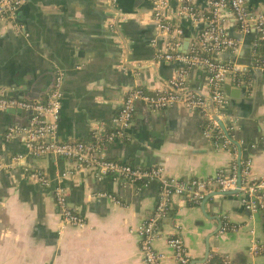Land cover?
Masks as SVG:
<instances>
[{"label":"crops","instance_id":"0c3cea01","mask_svg":"<svg viewBox=\"0 0 264 264\" xmlns=\"http://www.w3.org/2000/svg\"><path fill=\"white\" fill-rule=\"evenodd\" d=\"M15 1L19 30L0 25V96L46 104L56 76H61L57 141L90 143L98 131H120L116 118L131 90L171 91L169 81L179 66L155 56L167 38L155 30L152 0ZM245 1L249 12H264V0ZM167 2L165 16L181 32L182 52H188L206 24L180 17L178 0ZM195 9L205 14L208 0H195ZM222 16L236 46L215 56L241 77L236 80L230 74L224 81L227 104L219 122L230 130L227 136L241 157L250 161L251 176L262 178L264 75L250 69L261 40L253 29L241 34L228 10ZM184 81L189 93L211 107L204 70H188ZM28 122L0 112V163L5 167L0 169V264H143L137 229L158 203L159 184L96 179L69 160L26 156L23 136L13 134L6 140L5 135ZM121 132L122 137L105 146L107 159L140 169L162 168L169 180L210 178L232 161L210 119L180 104L155 112L137 104L130 126ZM18 155L22 160L12 164L11 158ZM33 173L46 178L49 187L31 180ZM58 183L84 228L60 224L53 198ZM216 193L199 205L171 199L168 219L159 222L161 237L155 242L161 264H177L166 245V238L176 235L183 240L190 264H264V253L250 254L253 244H264V214L249 212L241 197L212 196Z\"/></svg>","mask_w":264,"mask_h":264},{"label":"built area","instance_id":"2783aa9c","mask_svg":"<svg viewBox=\"0 0 264 264\" xmlns=\"http://www.w3.org/2000/svg\"><path fill=\"white\" fill-rule=\"evenodd\" d=\"M116 1V0H113ZM178 15L187 18L193 24L205 23L194 43L187 53L182 52V43L179 39L180 31L173 28L165 16L168 8L167 0H152V21L158 35L167 38L163 48L156 49L155 56L158 60L175 63L179 66L175 76L169 81L171 91L166 93L149 94L142 89H134L127 93L116 122L120 131L104 134L100 131L92 135L90 143L71 142L62 143L55 138L58 114L60 111L62 93V77L56 76L52 90L46 104H37L29 101H19L0 96V112L7 109H18L34 112L29 122L20 128H10L5 135L8 140L13 134L24 137L26 156L41 158L53 156L72 161L75 168L88 173L96 179L110 178L128 184H159V200L150 216L137 229L139 251L143 264H161L162 256L155 249V242L161 237L158 224L168 219L171 199L182 198L189 203L199 205L211 193H226L238 191L241 201L246 209L251 212L264 214V176L253 178L250 174L251 163L241 157V151L234 146L228 138L230 130L219 126L222 110L227 104L223 95L222 86L230 74L237 72L228 63H224L215 55L235 49L236 42L228 36L224 27L223 10H228L241 34H248L254 30L261 41H264V12L251 13L246 8L245 0H208V11L205 14L195 9V0H178ZM19 2L15 0H0V25L19 30L15 23V12ZM152 46H156L155 42ZM201 69L208 74L210 89L209 107L204 99L189 93L185 87L184 78L191 69ZM264 75V56L254 59L250 65ZM143 104L151 111L166 110L175 104L182 105L186 110L202 113L210 119L211 129L217 139L223 141V147L231 152L232 161L227 169L218 170L213 177L196 179L189 182L169 180L164 176L162 168L140 169L131 165L122 164L107 159L104 148L117 137H122V130L130 126L135 106ZM213 116V117H211ZM217 118L216 120L214 119ZM227 140H226V139ZM217 145V142L214 143ZM22 156H14L11 163L22 160ZM5 168L0 163V169ZM30 179L38 182L43 187H49L50 182L39 174H30ZM104 195H100L102 197ZM55 206L59 212L60 224L66 227L82 229L84 220L75 214L67 205L66 192L58 183L53 188ZM166 245L172 252V257L177 264H190V256L179 236L166 238ZM264 253V244H253L250 254L257 257Z\"/></svg>","mask_w":264,"mask_h":264},{"label":"water","instance_id":"95a60500","mask_svg":"<svg viewBox=\"0 0 264 264\" xmlns=\"http://www.w3.org/2000/svg\"><path fill=\"white\" fill-rule=\"evenodd\" d=\"M188 46V43L186 42L183 46V49H186V47ZM183 53H187V52H183ZM225 88V90H228V86H223ZM210 103H211V100H210ZM211 110H212V104H211ZM7 114L9 115H12V116H17V117H20V118H26L27 120H30L31 117L34 115V112H26V111H23V110H18V109H7L5 111ZM214 119L216 120L217 118H215L214 116ZM219 126L221 127V129L223 128V125L221 124V122H219ZM221 196L223 198H240L241 197V193H239L238 191H233V192H226V193H216V194H213L212 196ZM210 198V197H207L205 198L204 200V203L206 202V200ZM241 199V198H240ZM245 207V205H244Z\"/></svg>","mask_w":264,"mask_h":264},{"label":"trees","instance_id":"16d2710c","mask_svg":"<svg viewBox=\"0 0 264 264\" xmlns=\"http://www.w3.org/2000/svg\"><path fill=\"white\" fill-rule=\"evenodd\" d=\"M264 56V41H260L257 43L254 51V59H261ZM234 78L237 80L241 77V74L237 71L233 73ZM44 105V104H43ZM142 183H138L137 185H141ZM212 264H222L219 260L213 261Z\"/></svg>","mask_w":264,"mask_h":264}]
</instances>
